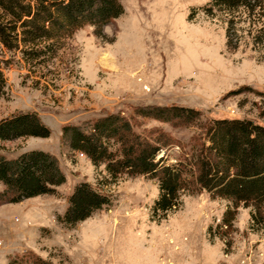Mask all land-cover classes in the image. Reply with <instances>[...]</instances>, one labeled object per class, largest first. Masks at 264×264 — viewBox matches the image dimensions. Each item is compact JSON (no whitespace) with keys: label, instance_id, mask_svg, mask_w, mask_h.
Here are the masks:
<instances>
[{"label":"rangeland","instance_id":"rangeland-1","mask_svg":"<svg viewBox=\"0 0 264 264\" xmlns=\"http://www.w3.org/2000/svg\"><path fill=\"white\" fill-rule=\"evenodd\" d=\"M119 1L120 16L100 29L84 25L42 62L28 64L19 52L0 50V120L35 112L50 129L48 137L0 140V153L48 151L65 175L52 193L0 204V264H264V225L251 226L250 207L240 204L227 225L229 202L202 191L182 195L177 208L161 215L153 210L155 179H112L61 134L64 124L136 115L147 105L192 107L203 119L264 125V19L252 24L241 16L229 24L220 11L203 9L209 0ZM136 118L184 141L198 131ZM81 182L110 202L64 225L59 218Z\"/></svg>","mask_w":264,"mask_h":264},{"label":"trees","instance_id":"trees-1","mask_svg":"<svg viewBox=\"0 0 264 264\" xmlns=\"http://www.w3.org/2000/svg\"><path fill=\"white\" fill-rule=\"evenodd\" d=\"M203 9L220 11L229 24L241 16L252 24L264 19V0H209ZM122 12L119 0H0V50L19 52L28 64H35V60L54 57L60 41L84 25L100 29ZM4 64L8 66L9 61ZM3 84L0 69V95ZM135 110L136 115L174 128L196 126L198 131L184 141L165 128L142 127L136 115L117 112L82 124H64L62 140L96 167L103 165L112 179H155L159 189L153 206L156 213L164 215L177 208L182 195L206 191L229 202L224 224L230 225L243 204L250 207L251 226L264 225V125L239 118L203 119L200 110L179 105ZM49 134L35 112H17L0 120L1 141ZM64 181L57 158L48 151L29 150L12 158L0 153V204L52 193ZM109 202L105 193L86 182L78 183L59 220L74 225Z\"/></svg>","mask_w":264,"mask_h":264},{"label":"bare ground","instance_id":"bare-ground-1","mask_svg":"<svg viewBox=\"0 0 264 264\" xmlns=\"http://www.w3.org/2000/svg\"><path fill=\"white\" fill-rule=\"evenodd\" d=\"M104 56H105L106 58L111 57L110 53H106Z\"/></svg>","mask_w":264,"mask_h":264}]
</instances>
